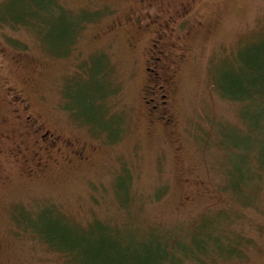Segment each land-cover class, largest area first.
<instances>
[{
  "label": "rangeland",
  "instance_id": "374dc122",
  "mask_svg": "<svg viewBox=\"0 0 264 264\" xmlns=\"http://www.w3.org/2000/svg\"><path fill=\"white\" fill-rule=\"evenodd\" d=\"M45 4L0 0V264H64L13 219L43 206L169 251L196 234L238 239L239 255L183 264H264V99L216 87L264 65V0ZM35 15L39 34L15 21ZM238 174L244 200L225 186Z\"/></svg>",
  "mask_w": 264,
  "mask_h": 264
},
{
  "label": "trees",
  "instance_id": "16d2710c",
  "mask_svg": "<svg viewBox=\"0 0 264 264\" xmlns=\"http://www.w3.org/2000/svg\"><path fill=\"white\" fill-rule=\"evenodd\" d=\"M45 2L47 9H49L50 5L53 8L56 7L55 0H45ZM81 14L82 16L76 26L88 21L90 18V15L88 16L85 12H81ZM38 18L35 15V22L32 23H30V19H17L15 21L22 25L33 24L37 26V33L39 34L41 27L38 25ZM40 19L44 24L46 19L44 17H40ZM216 87L226 98L244 104L246 101L256 103L260 99L263 100L264 65L255 61L250 65L248 75L224 76L222 81L216 83ZM105 95L106 93L100 91L89 92L88 99L90 98L91 101L93 99L104 100ZM93 112L95 113V110ZM261 121L264 122V115L259 117L254 126L262 127ZM105 129L110 131L109 126L105 124L98 133H104ZM257 168L250 161V164L244 170L251 175L257 172ZM262 169H264V163ZM238 170L240 171L241 169ZM238 176H240L239 181L235 183L229 180L225 181V186L233 191L237 198L244 200L241 195L246 191L245 189L251 180L241 178L240 174ZM12 215L22 231L30 232V234L35 235L47 245L48 248L60 253L64 258V264H183L186 259L203 262L201 255H205L209 248L220 253L223 257L240 254V251L236 248L238 239L235 237L232 239L230 234H228V237H219L204 233L202 238H199L197 234H193L195 236L192 237L191 244L183 242L179 246L170 248L169 251L167 243L161 241L150 243L141 241L136 243L134 240H130L125 243L122 238L120 239L119 229L116 226L111 222L108 224L97 218L93 219L94 222L92 224L90 223L93 220L86 225H79L80 228L78 229H72L73 225L68 222L70 219L52 206H43L32 212L21 208ZM204 227L212 228L209 225ZM193 248L198 251V254H194ZM176 252L179 257H177Z\"/></svg>",
  "mask_w": 264,
  "mask_h": 264
}]
</instances>
